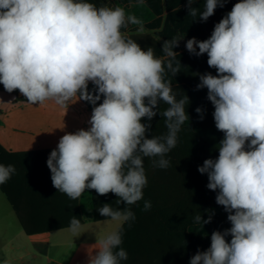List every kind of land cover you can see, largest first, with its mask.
Here are the masks:
<instances>
[{"label": "clouds", "instance_id": "1", "mask_svg": "<svg viewBox=\"0 0 264 264\" xmlns=\"http://www.w3.org/2000/svg\"><path fill=\"white\" fill-rule=\"evenodd\" d=\"M228 0H205L204 10L192 7L188 14L207 21ZM144 6L145 0H135ZM129 25L137 33L144 22L124 7H110L88 0H0V84L15 90L27 103L46 102L67 109L77 99L93 105L87 130L65 133L47 159L53 187L71 200L87 190L99 196L113 193L125 207L104 203L99 214L117 227L101 235L89 264H121L128 253L121 247L123 224L135 220L132 205L143 199L148 180L144 158L166 169V155L176 147L178 133L189 121V97L177 99L170 72L181 69L173 49L183 37H172L157 57L129 37ZM186 50L197 57L207 54V64L216 69L198 74L197 90L207 89L214 107L215 127L224 136L216 159L198 167L207 174V188L217 192L216 203L228 213L231 227L211 233L210 247L197 251L190 264H264V0H239L215 24L210 37L190 38ZM198 48V51H197ZM89 82L94 93L88 90ZM103 101L97 106V101ZM161 103L167 105L160 110ZM203 117V109L195 110ZM159 113L167 132L148 138L152 119ZM146 118L147 123H142ZM16 173L14 165L0 164V185ZM144 201L143 210L151 209ZM199 208V206H196ZM200 212L193 220L207 225ZM130 226V225H129ZM82 229L72 216L68 226L73 236ZM231 237L230 242L226 237ZM0 264H10L8 259Z\"/></svg>", "mask_w": 264, "mask_h": 264}, {"label": "trees", "instance_id": "2", "mask_svg": "<svg viewBox=\"0 0 264 264\" xmlns=\"http://www.w3.org/2000/svg\"><path fill=\"white\" fill-rule=\"evenodd\" d=\"M160 12V0H147L144 6L135 5L130 10L126 9L127 14H134L144 23L154 19ZM133 26L136 25H129ZM169 78L170 72L165 79ZM192 82L189 80L186 83L171 84L177 99L184 94L189 97L190 103L186 106V111L190 119L178 133L176 147L165 157L170 160L168 168L153 167L152 159L158 158H144L148 183L143 189V199L130 206L135 213V220L123 224L121 247L128 253V259L121 264H190L191 257L198 250L205 251L210 247V237L214 230L223 232L231 227L227 220L228 213L216 203L217 192L207 188V174L198 171V167L206 159L218 157L217 145L224 134L215 127L214 107L207 99V89L197 90V84ZM88 90L95 94L92 83L88 85ZM80 101L92 114L93 105ZM102 101L103 96L97 101V106ZM159 107L163 111L167 105L161 103ZM197 107L203 109L202 120L195 111ZM142 123H147L146 118L142 119ZM150 123L151 129L146 133L148 138L167 132L164 118L159 113ZM52 150L10 152L0 144V164H12L16 168L12 178L0 185V191L12 206L25 234L34 235L68 228L70 221L47 224L30 219V213L38 211L43 204H59L61 213L67 219L75 216L81 220L82 225L84 215H88L93 222L110 220L97 211L104 203L121 210L125 207L123 203L119 206L115 204L117 197L113 193L99 196L95 190L86 189L77 200L59 193L53 187L51 172L47 166ZM146 200L152 205L148 211L143 210ZM205 210H213L215 215L211 223L202 227L194 222L193 217L200 212L203 219H207L210 213ZM230 239V236L226 237L229 242Z\"/></svg>", "mask_w": 264, "mask_h": 264}, {"label": "crops", "instance_id": "3", "mask_svg": "<svg viewBox=\"0 0 264 264\" xmlns=\"http://www.w3.org/2000/svg\"><path fill=\"white\" fill-rule=\"evenodd\" d=\"M88 2L96 4L97 7L102 5L114 7L118 5L124 7L125 10H130L136 5L135 2H120L119 0H88ZM237 2L239 0H228L224 7H218L215 10L214 15L209 17L207 21H201L198 16L192 17L188 14L187 0H160L161 12L154 19L144 23V32L137 33V26L128 27L125 31H127L130 38L141 45L142 49L146 50L148 47H152L157 57L163 55L161 49L165 40H169L172 37H183L179 42V46L173 49L180 54L176 57V60L180 61L181 64L180 72L176 76H172L170 73V78L167 80H171V84L186 83L189 80L198 84L200 82L198 74L211 73L216 75V69L208 66L207 54L199 57L190 54L185 47L186 41L193 37L199 41L208 39L215 24L227 12L231 11L233 5ZM204 3L205 0H195L192 7L203 11ZM0 88L4 90L2 84H0ZM12 93L14 94L12 95L13 104H16L17 99L26 98L19 93V90ZM77 100L81 102L79 99ZM81 104L83 109L76 106L79 114L73 120H64L59 112L62 109L68 110L71 103L67 109L46 102L28 113H20L21 108L18 107L6 110L3 113L0 112V144L10 152L55 149L60 138L66 132L75 133L79 129L87 130L90 127L88 121L92 114L82 102ZM60 208L57 203L43 204L38 208V211L30 213V219L47 224H60L70 221L61 213ZM87 216L84 215L85 219L82 229L86 225ZM0 219H16L19 223L16 213L1 191ZM109 221L111 220L94 223ZM20 228L24 233L21 225ZM72 235L68 228L50 230L34 235L25 234L29 239L32 250L19 251L13 259L24 261L27 258H32L43 261L44 264H69L71 256L75 254V251H71L67 244V240ZM94 240H92L91 244H95ZM82 260L84 264H89V262H85L86 257H82Z\"/></svg>", "mask_w": 264, "mask_h": 264}, {"label": "rangeland", "instance_id": "4", "mask_svg": "<svg viewBox=\"0 0 264 264\" xmlns=\"http://www.w3.org/2000/svg\"><path fill=\"white\" fill-rule=\"evenodd\" d=\"M12 95L14 94L8 93L0 88V112L3 113L6 110L18 107L21 108L20 113H28L35 109V107L39 106L38 104H28L26 98L17 99L16 104H13ZM49 103L54 104L52 102ZM76 106L83 109L81 102L76 100V102L71 103L68 110L65 111L62 109V111H59L62 118L64 120H73L76 115L79 114ZM88 218L89 217L87 216L86 225L80 234L78 236L72 235L67 240V244L71 251H75V254L70 258L69 264H84L82 257H86L85 262H89L90 256L94 255L95 251L98 249V245H95L97 239L101 235L113 231L117 227L116 222L109 221L104 223H94ZM93 239H95V244H91ZM25 250H32V246L28 237L22 232L18 221L16 219H0V260L8 259L10 264H44L43 261H38L32 258H27L24 261L13 259L19 251Z\"/></svg>", "mask_w": 264, "mask_h": 264}]
</instances>
